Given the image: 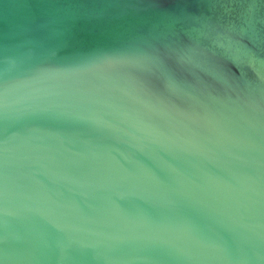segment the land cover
Segmentation results:
<instances>
[{"label": "water", "instance_id": "obj_1", "mask_svg": "<svg viewBox=\"0 0 264 264\" xmlns=\"http://www.w3.org/2000/svg\"><path fill=\"white\" fill-rule=\"evenodd\" d=\"M5 264H264V0H0Z\"/></svg>", "mask_w": 264, "mask_h": 264}, {"label": "snow or ice", "instance_id": "obj_2", "mask_svg": "<svg viewBox=\"0 0 264 264\" xmlns=\"http://www.w3.org/2000/svg\"><path fill=\"white\" fill-rule=\"evenodd\" d=\"M7 259H8V256H7L6 250L3 252H0V264H5Z\"/></svg>", "mask_w": 264, "mask_h": 264}]
</instances>
